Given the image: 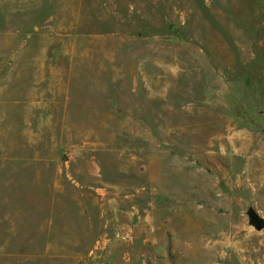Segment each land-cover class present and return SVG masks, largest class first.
<instances>
[{"label":"rangeland","instance_id":"374dc122","mask_svg":"<svg viewBox=\"0 0 264 264\" xmlns=\"http://www.w3.org/2000/svg\"><path fill=\"white\" fill-rule=\"evenodd\" d=\"M264 0H0V264H264Z\"/></svg>","mask_w":264,"mask_h":264},{"label":"water","instance_id":"95a60500","mask_svg":"<svg viewBox=\"0 0 264 264\" xmlns=\"http://www.w3.org/2000/svg\"><path fill=\"white\" fill-rule=\"evenodd\" d=\"M250 218V225L253 226L257 231L264 230V218L259 215L255 209H250L248 212Z\"/></svg>","mask_w":264,"mask_h":264}]
</instances>
